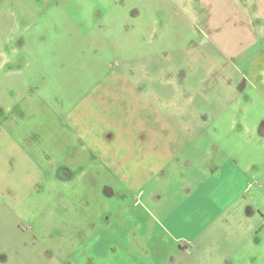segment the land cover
Here are the masks:
<instances>
[{
  "label": "crops",
  "instance_id": "crops-1",
  "mask_svg": "<svg viewBox=\"0 0 264 264\" xmlns=\"http://www.w3.org/2000/svg\"><path fill=\"white\" fill-rule=\"evenodd\" d=\"M48 1L52 19L39 32L40 41L25 46L42 53L36 52L25 67L36 65L43 75L25 89L26 94L35 88L40 100L49 94L43 103L47 110L43 129L50 140L45 148L33 149L32 156L53 164L52 169L40 168L45 177L53 175L71 187L74 180L89 178L93 166L101 167L98 176L109 175L110 180L100 177L102 196L114 201V210L108 214L104 202L98 230L84 244L92 242L99 251L110 230L129 228L119 215L131 214V224L138 213L134 207L154 204L157 212L148 210L161 220L157 225L189 238V243L176 242L181 243V258L171 261L166 253L158 262L129 255L116 264H136V259L144 260L142 264H264V158L253 168L249 163L241 167L237 151L227 154L218 142L238 137L223 140L208 131L241 98V90L233 92V102L211 106L208 89L188 83L190 72L181 63L195 53L197 33L204 38L201 52L207 51L202 44L208 42L236 47L239 55L244 53L246 36L257 40L232 19L233 0ZM78 2L82 4L71 7ZM87 4L94 7L93 13L82 14ZM76 69L84 70L83 75ZM253 78L260 86L256 89L264 92L260 73ZM64 80L68 87L62 85ZM259 139L264 140V123L259 136L251 137ZM224 179L231 180L228 186L233 184L227 189L230 197L221 200L223 190L216 188ZM164 195L178 196L174 207L155 202ZM65 210L70 214L76 208L70 205ZM136 228L131 225L128 232L134 234ZM112 237V243L135 250L130 241ZM73 241L77 243L76 238ZM4 263L1 256L0 264Z\"/></svg>",
  "mask_w": 264,
  "mask_h": 264
},
{
  "label": "rangeland",
  "instance_id": "rangeland-1",
  "mask_svg": "<svg viewBox=\"0 0 264 264\" xmlns=\"http://www.w3.org/2000/svg\"><path fill=\"white\" fill-rule=\"evenodd\" d=\"M260 2L264 4V0H233L232 19L239 22L244 33L257 36L254 42L246 36L244 53L236 55V47L209 45L208 42L202 44L207 51L203 48L201 52L200 45L204 38L197 33L196 45H193L195 53L189 55L191 58L181 59L182 65L187 67L191 75L188 83L206 87L211 106L233 102V92L237 88L241 90V98L234 101L236 103L231 109L225 110L224 119L220 117L214 120V125L208 131L223 140L231 135L238 137L232 142H218L227 154L237 151L241 167L249 163L252 164L251 168L258 159L264 158V140H251V137L259 136L264 123V92L256 89L260 86L253 78L255 73H260L264 82V8L260 10ZM51 3L48 0H0V258L5 257L4 264H116L119 260H128L129 255L159 262L166 257V253L171 261L180 259L178 246L181 243L176 242L189 243V238H183V233L175 230L173 233L167 232L164 227L157 225V221L161 220L148 210L157 212L154 204L150 208L134 207L138 213L136 221L131 224V214L119 215L129 228H126V232L118 231L112 229V225L109 232L111 236L105 234L104 248L102 245L99 251L98 248L95 250L92 242L85 245L86 237L95 236L98 230L96 225L102 221L100 208H104V202H107L105 208L108 214L114 210V201L103 197L104 183H101L100 178L105 180L107 177L110 180L109 175L98 176L101 167L93 166L89 178L74 180L72 191L73 188L67 182H58L53 175L47 178L40 171L43 167L52 169L53 164L33 160L32 150L45 148L50 140L47 141L46 130L43 129L47 124V110L43 103L49 94L46 93L43 100L36 96V88L26 94L25 89L29 85L34 86L41 71L37 70L36 65L27 69L25 64L34 59L36 52L39 56L42 53H39V49L28 50L25 46L28 41L35 45L40 41L39 32L44 31L47 19H52ZM79 4L82 3L72 4L71 7L76 8ZM55 6L63 4L56 3ZM83 6L85 9L81 11L82 14L93 13L94 7L88 4ZM42 12L43 16H40ZM21 39H24L21 43L24 47L19 45ZM155 42L151 41L152 44ZM225 48L230 50V55H225ZM237 49L242 51L241 46ZM76 71L80 76L83 75L84 70ZM125 73L128 76L136 74ZM64 82L62 85L68 87V82ZM30 98L33 100H28ZM27 100L29 109L25 110ZM229 183L231 180L224 179L220 187L216 188L223 190L220 191L221 200L230 197L227 189H231L233 183L228 186ZM176 188L180 190L179 186ZM177 198L164 195L155 202L174 207ZM127 203L131 208V200ZM70 205L75 206L76 211L68 214L65 208ZM134 224L137 226L136 231L134 234L129 233L130 226ZM149 226L154 228L153 232ZM113 235L135 244V250L132 252L129 247L112 243ZM74 238L77 243L73 241ZM135 262L142 264L144 260L139 262L136 259Z\"/></svg>",
  "mask_w": 264,
  "mask_h": 264
}]
</instances>
